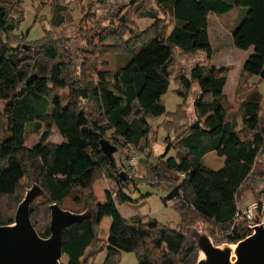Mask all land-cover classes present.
I'll return each mask as SVG.
<instances>
[{
	"label": "trees",
	"instance_id": "obj_1",
	"mask_svg": "<svg viewBox=\"0 0 264 264\" xmlns=\"http://www.w3.org/2000/svg\"><path fill=\"white\" fill-rule=\"evenodd\" d=\"M47 1L51 29L74 22L63 6L65 0ZM100 2H77L90 23V11ZM22 3L0 0V101L5 103L6 133L0 140V226L13 222L33 180L47 194L30 208L31 224L41 238L50 235L51 204L75 214L88 206L95 212L94 222L86 220L64 230L66 264H94L103 251L104 264H117L120 253H134L138 264H195L197 252L190 236L198 224L210 230L212 239L218 234L222 243L236 244L249 235L243 223L232 227L237 202L256 178L264 150L261 95L248 84V78L259 77L264 68V0H134L113 11L109 18L115 27L110 23L99 35L98 28L91 31L79 21L86 46L74 57L77 64L68 50L48 38V32L37 42L17 36L24 20ZM234 9L245 14L232 32L233 46L253 50L238 77L235 102L231 104L224 92L226 68L197 65L173 82L182 103L174 114L166 115L163 96L173 77L175 50L185 55L205 53L210 59L208 16ZM137 20L152 24L141 31ZM112 56L120 59L116 67L108 61ZM164 115L171 121L153 128L151 121ZM43 125L54 127L61 143H47L48 134L43 133L38 143L25 147L27 134H39ZM159 129L172 138L165 140L166 154L154 165L149 145ZM102 141L125 161L132 149L148 150L146 175L138 178L133 173L122 179L123 165L115 167L105 158ZM213 152L226 159L217 172L202 165ZM104 177L115 180L118 191L115 198L105 191V200L99 203L93 187ZM140 184L173 191L168 200L179 214L177 224L162 226L156 220H126L120 215L117 207L130 203L125 190ZM260 195L255 201L264 197V191ZM106 217L111 226L102 241L97 230Z\"/></svg>",
	"mask_w": 264,
	"mask_h": 264
},
{
	"label": "rangeland",
	"instance_id": "obj_2",
	"mask_svg": "<svg viewBox=\"0 0 264 264\" xmlns=\"http://www.w3.org/2000/svg\"><path fill=\"white\" fill-rule=\"evenodd\" d=\"M4 2L12 3L16 0L8 1L3 0ZM134 0H114V3L110 4L109 7H100L101 12L99 13L98 9L100 3H103V0L97 6L93 7L90 11L92 14L93 21L90 23L88 17L82 13L84 10L79 4L78 0H65L63 6H66V11L70 17L73 19L71 25H65L57 29H51L49 21L51 18V5L48 4L47 0H23L21 8L24 11V20L19 25L17 36H25L27 42H37L44 38L45 32H48V38L53 39V41L62 45L63 48L68 50L72 55V62L77 64L78 61L74 60V57L77 53L86 46L85 39L82 37L81 27L79 21L83 20V23L91 31L98 28L97 34L104 29L109 28V24L113 23L110 21L109 15L120 8L122 5H128ZM69 3V4H68ZM147 7H149L147 5ZM82 10V11H81ZM245 10L243 9H234L233 11L223 14V15H212L208 16L209 24V38L212 49V56L210 59H207L205 53H196L195 55H185L182 54L179 50L174 52V61L172 64L173 77L170 79V85L166 94L163 96V103L166 110V115H172L176 112L177 107L182 103L181 97L177 94L179 87H176L173 82L181 74L188 75L189 71L197 65H204L208 68H226L228 70V81L224 89L229 102L233 104L235 102V91L236 83L238 77L241 73L242 66L247 58L252 54V49L247 51H241L233 46L232 42V32L240 25L244 19ZM37 17V20L35 21ZM152 24L149 20H137L136 25L139 30L144 31ZM115 27V22L113 23ZM82 29H84L82 27ZM93 41L95 38L93 36ZM26 42V43H27ZM26 43H22V46H26ZM28 50V48H27ZM95 61L94 59H91ZM102 58H96V61L100 62ZM111 67H116V63H120V59L117 56H112L108 58ZM232 69V70H231ZM249 86H254L261 95L260 102V114L261 117H264V82L259 81V77L250 76L248 78ZM194 88V97L198 94ZM190 100H188L189 102ZM191 103H189V107ZM5 109V103L0 101V140L6 136L4 132L5 120L3 118ZM189 121H195L194 114L192 110H188ZM164 115L156 120L151 121L153 128L160 126L163 122L171 121ZM241 129V122L238 120V130ZM22 130L20 131V133ZM17 132L13 131L14 135ZM43 133L48 134L47 143L49 144H59L62 139L58 134L57 130L54 127H47L43 125L41 132L37 135L27 134V140L25 147L31 148L40 140V137ZM172 138L171 136H169ZM167 133L163 129H159L156 136V141L153 144L149 145V149L153 152L152 163L155 165L157 160L163 157L166 154L167 145L165 140L169 138ZM172 153H168V156ZM114 166H122L125 163V159L114 153L113 154ZM145 158V157H144ZM141 159L132 166V172L135 173V176L138 178H143L146 175V169L144 166L145 160ZM226 159L224 157H218L216 153H209L202 160V165L214 172H217L224 168ZM256 169L259 170L255 179H253L249 184V189L246 192H242L240 199L237 202V210L246 209L251 203L255 202V198L261 196L260 194L264 191V150L260 156ZM122 173V172H121ZM182 178V176H180ZM126 179V178H125ZM125 181V180H124ZM94 194L97 196L99 203L104 202V192L108 191L110 193H115L118 191L115 180H110L106 177L97 183L94 187ZM125 194L128 196L130 203L123 204L118 206V211L120 215L128 220L130 218H138L144 221L156 220L162 226L175 225L179 222V214L176 209L173 207V202L168 200L172 194V190L160 189L157 186L140 184L136 188L129 186L125 190ZM113 198H115L113 194ZM236 210V211H237ZM40 227L42 224L40 222ZM111 226V219L106 217L101 221L100 226L98 227V236L102 241H105L108 236L109 229ZM206 229L210 231L205 225L198 224L195 230ZM210 234V232H209ZM218 234L211 237V240L215 246L226 245L227 243H222V239L217 236ZM234 245V244H230ZM196 248V247H195ZM197 252V249H196ZM107 252H100L96 258L94 264H104L106 259ZM61 264H66V258L62 257ZM117 264H138L136 255L134 253H120L119 261Z\"/></svg>",
	"mask_w": 264,
	"mask_h": 264
},
{
	"label": "water",
	"instance_id": "obj_3",
	"mask_svg": "<svg viewBox=\"0 0 264 264\" xmlns=\"http://www.w3.org/2000/svg\"><path fill=\"white\" fill-rule=\"evenodd\" d=\"M264 80V68L259 75ZM102 154L114 165L116 149L107 141L100 142ZM120 177L125 179L124 173ZM47 194L32 180L16 208L13 222L0 226V264H61L63 257L62 236L65 229L89 220L94 222L95 212L91 206L80 214L60 209L56 204L49 209V237L41 238L30 220L32 202ZM249 233L234 245L215 246L208 230H194L191 243L197 249L195 264H264V223L246 226Z\"/></svg>",
	"mask_w": 264,
	"mask_h": 264
},
{
	"label": "built area",
	"instance_id": "obj_4",
	"mask_svg": "<svg viewBox=\"0 0 264 264\" xmlns=\"http://www.w3.org/2000/svg\"><path fill=\"white\" fill-rule=\"evenodd\" d=\"M114 3V0H103V3H100V7H109L110 4ZM101 12V9L98 10ZM148 154V150L143 153H139L132 149L131 157L129 160H126L123 164L124 175L127 178H130L133 174L132 166L133 163L143 159ZM239 223H243L246 226H256L264 223V197L259 201L251 203L246 209H238L235 214V221L232 229L237 227Z\"/></svg>",
	"mask_w": 264,
	"mask_h": 264
},
{
	"label": "crops",
	"instance_id": "obj_5",
	"mask_svg": "<svg viewBox=\"0 0 264 264\" xmlns=\"http://www.w3.org/2000/svg\"><path fill=\"white\" fill-rule=\"evenodd\" d=\"M8 1H12V0H8ZM252 52H253V50H252ZM226 87V86H225ZM229 100V99H228ZM230 101V100H229ZM208 111V110H207ZM259 116H262L261 114H259Z\"/></svg>",
	"mask_w": 264,
	"mask_h": 264
}]
</instances>
